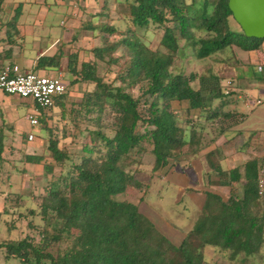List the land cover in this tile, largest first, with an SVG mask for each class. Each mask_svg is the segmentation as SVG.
<instances>
[{
  "label": "trees",
  "instance_id": "16d2710c",
  "mask_svg": "<svg viewBox=\"0 0 264 264\" xmlns=\"http://www.w3.org/2000/svg\"><path fill=\"white\" fill-rule=\"evenodd\" d=\"M126 2L130 13L120 19L126 28L119 19L103 21V45L93 48L94 60L72 68L80 78V100L69 102L66 90L53 106H41L51 111L58 104L61 110L51 115L53 124L45 119L44 150L8 157L0 128V234L2 224L9 232L0 242L4 264H212L210 251L232 264L263 261L264 154L226 167L217 144L228 132H244L238 126L245 114L232 108L236 79L225 84L213 70L185 74L173 66L181 40L205 59L228 48L260 49L264 39L232 30L229 0ZM153 28L163 29L156 48L144 40ZM117 34L122 37L111 41ZM100 63L108 65L103 75ZM210 126L219 129L214 137ZM79 136L76 162L66 147ZM193 159L206 167L204 188L196 191L202 201L191 229L172 224L182 233L176 243L142 203L155 178L186 164L193 169ZM129 163L136 165L133 171ZM145 164L151 166L147 177ZM29 172L43 181L50 177L42 192L22 186L5 192L3 186L21 185L15 177ZM136 190L143 193L137 203L131 198Z\"/></svg>",
  "mask_w": 264,
  "mask_h": 264
},
{
  "label": "crops",
  "instance_id": "0c3cea01",
  "mask_svg": "<svg viewBox=\"0 0 264 264\" xmlns=\"http://www.w3.org/2000/svg\"><path fill=\"white\" fill-rule=\"evenodd\" d=\"M129 13L126 0H0V67L18 64L24 71L61 76L67 85V100L79 101L80 78L73 69L80 70L82 62L94 60L93 48L102 44V22L106 19L120 20ZM252 51L256 55L252 56ZM235 55L236 64L230 68V73L236 79L238 92L237 103L232 108L245 114L244 122L250 114L241 105L249 106L252 99H256V105H259L258 101L264 102V41L257 50L237 47ZM256 61L261 63L258 64L259 72L263 73L260 79L250 73ZM60 111L58 104L51 111H43L32 98L0 90V128L5 134L6 155L15 152L20 156L22 151L34 154L44 150L47 144L45 119L49 125L53 124L51 115L56 116ZM30 115L38 119V125H32ZM263 122L264 119L258 121L262 127ZM238 129L241 128L238 126ZM237 133L228 132L222 136V143H217L224 149L223 164H230L229 150L225 147L233 138L231 145L236 147L235 160L232 157V161H236L238 154L242 156L238 164L249 159L251 154H264V137H261L264 130H257L248 138H244V132L240 136ZM30 134L34 135L33 139H29ZM223 142H228V145L224 146ZM196 160L199 159L191 162Z\"/></svg>",
  "mask_w": 264,
  "mask_h": 264
},
{
  "label": "rangeland",
  "instance_id": "374dc122",
  "mask_svg": "<svg viewBox=\"0 0 264 264\" xmlns=\"http://www.w3.org/2000/svg\"><path fill=\"white\" fill-rule=\"evenodd\" d=\"M190 1V0H189ZM121 22L120 25L123 27V29L126 28V23L123 20H120ZM230 26L232 30L236 32H241L240 27L238 23L234 20L233 17L230 18ZM163 32V29L161 28H153L152 31H149L148 34L144 37V40L147 41L148 45H151L153 48H156L159 43V39L161 36V33ZM199 35L200 33L197 32ZM122 37V35H113L110 37V40H116L118 38ZM181 49L179 51L178 57L175 60V64L173 66V71L175 72H182L185 74H189L191 72H197V73H203L206 74L208 73L209 70H213L214 72L220 73L223 77H225V80H223L225 84H228V82H231V77H234L230 73V68L233 67L236 63V55L235 51L237 50V47L234 48H228L222 52H219L218 54H214L211 57L205 58V59H199L196 55V52L193 50L192 46L188 44V42L181 40ZM103 45V43L101 44ZM122 50H119L116 52V55H120ZM251 55H256L254 51L251 52ZM254 66L251 67L250 73H252L256 79H260L259 77L263 75L262 72H259L258 70V64H261L260 62L257 63L254 62ZM264 65V64H262ZM108 69V65L104 63H100V74L103 75L106 70ZM112 69L117 70L118 65L112 66ZM115 76L114 73L110 74V79H113ZM198 81L194 82V86H198ZM134 93L136 95L139 94L138 89L135 88ZM256 94V93H255ZM257 96V95H256ZM256 98V97H255ZM256 99H252L249 101V106H244L241 105V108L246 111L248 114H250L249 118L239 126L241 129L244 130V138H248L252 131H257V130H264V127L259 125L258 121L261 119H264V102L259 105H256L255 102ZM251 109V110H250ZM181 113V112H179ZM184 113V112H182ZM261 117V118H260ZM258 124V125H257ZM264 126V122H263ZM218 128L215 126H210L209 127V137H214L218 133ZM264 137V136H261ZM222 138V137H221ZM219 139L217 143L221 144L222 139ZM260 137L258 136V139ZM234 139V138H233ZM232 139V140H233ZM261 139V138H260ZM80 140L82 138L77 137V140H72L67 144V147L71 153L75 155V160L76 162L80 161V152H81V144ZM230 141V144H225L228 145L226 150H229L230 154V159L229 163L226 164L224 163V166L231 167V165H236L238 164L237 162L242 160L241 154L236 155V161H232V157L234 158V148L236 146L231 145L233 141ZM43 150V149H42ZM40 150V153L42 152ZM228 154V155H229ZM9 156H14L13 159H19V153L13 152L12 155H7ZM147 162L149 160H146ZM151 161V160H150ZM146 162V163H147ZM187 163V162H186ZM200 161L196 160L193 163L190 164L191 168L193 167L192 171L189 169V167L186 164L184 168L178 167L174 171L170 172L166 176L162 177V179H157L155 178L154 181V187L152 190V193L149 197L148 200L143 202L142 210L145 211L149 216H151L156 222H158L159 226L161 228H164L166 232H168V235L171 237L172 240H174L176 243H178L181 240L182 233L181 231H178L179 229L174 228V226H178L180 228L185 229V231L191 229L193 226L194 220L197 218L199 214V207L201 204V195L198 194L197 190H201L204 188L203 186V166H201ZM146 167L142 168L145 172L144 175L147 177V175L150 174L151 172V166L150 164H145ZM21 166V165H19ZM136 165L129 163L127 166V169L129 171H133L135 169ZM206 168V167H205ZM204 168V169H205ZM60 169L58 168L56 170V173L59 174ZM188 174V175H187ZM37 175V174H35ZM33 175L32 173H26L21 175L20 178L16 177L15 180L17 179L18 181H22L21 185H15L8 189V187L3 186L5 188V192H8L9 190L17 191L18 188L21 186L24 188V190L29 192L30 190H35L37 192H42L43 188V183L46 182L50 177L49 176H44V181L42 180V176L38 178ZM43 181V182H42ZM224 192H228V188L226 187H221L218 188ZM195 190V191H194ZM197 191V192H196ZM143 195L142 191H133L131 194V198L134 202H139L141 196ZM120 199L124 198V195L119 196ZM8 217V218H7ZM9 219V216H6V220ZM39 220V219H38ZM19 225V223H17ZM170 224V225H169ZM172 224H175L174 226ZM20 230H14L13 236L18 235V232ZM9 234L8 232V227L6 224H2L1 226V234H0V242L4 239ZM210 261L212 264H232L227 258H224L214 251H210ZM5 262V255L3 250H0V264H4ZM248 264H264V260L261 261L259 259H256L255 261L252 259L251 262Z\"/></svg>",
  "mask_w": 264,
  "mask_h": 264
},
{
  "label": "built area",
  "instance_id": "2783aa9c",
  "mask_svg": "<svg viewBox=\"0 0 264 264\" xmlns=\"http://www.w3.org/2000/svg\"><path fill=\"white\" fill-rule=\"evenodd\" d=\"M0 90L8 94L32 98L39 106L51 107L56 96L67 90V85L61 76L42 75L24 71L18 64H5L0 67ZM260 102L258 101V104ZM29 119L32 125L39 124L36 117L30 115ZM33 137V134L29 135V139ZM261 184L264 188V170L261 174Z\"/></svg>",
  "mask_w": 264,
  "mask_h": 264
},
{
  "label": "water",
  "instance_id": "95a60500",
  "mask_svg": "<svg viewBox=\"0 0 264 264\" xmlns=\"http://www.w3.org/2000/svg\"><path fill=\"white\" fill-rule=\"evenodd\" d=\"M228 4L247 37L264 39V0H229Z\"/></svg>",
  "mask_w": 264,
  "mask_h": 264
}]
</instances>
